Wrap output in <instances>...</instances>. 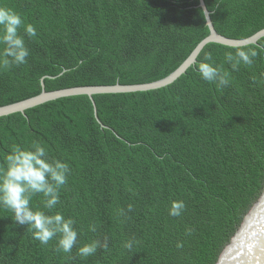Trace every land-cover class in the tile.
I'll return each instance as SVG.
<instances>
[{"label":"trees","instance_id":"obj_1","mask_svg":"<svg viewBox=\"0 0 264 264\" xmlns=\"http://www.w3.org/2000/svg\"><path fill=\"white\" fill-rule=\"evenodd\" d=\"M203 1L226 37L264 28V0ZM0 5L37 31L25 37L28 62L0 72V106L39 94L41 83L52 91L161 79L209 33L198 0ZM237 49L257 51L251 66L233 70L225 61ZM207 53L230 73L222 90L197 71ZM33 140L70 166L53 212L77 221V246L64 254L54 250L55 239L42 245L0 208V264H214L264 184V36L242 47L207 43L194 64L161 88L92 100L65 96L0 116V162L10 144ZM40 200L32 204L42 207ZM172 201L184 202L181 215H169ZM92 240L101 247L79 257L77 247ZM127 241H135L131 251Z\"/></svg>","mask_w":264,"mask_h":264},{"label":"clouds","instance_id":"obj_2","mask_svg":"<svg viewBox=\"0 0 264 264\" xmlns=\"http://www.w3.org/2000/svg\"><path fill=\"white\" fill-rule=\"evenodd\" d=\"M204 11L208 19V13ZM23 29V34H21ZM36 28L27 23L21 13L14 9L0 5V72L26 64L30 50L25 37L35 38ZM258 55L256 50L237 49L226 52L225 61L233 70H238L241 64L251 66L253 58ZM205 61L198 65L197 71L201 78L214 83L218 90L230 84V73L221 66H215L211 53L205 55ZM158 131V130H157ZM71 172L70 166L64 160L51 157L47 147L38 140L21 145L12 143L0 162V208L12 213L13 221L18 225L27 226L32 238L42 245H48L55 239L57 252L71 254L77 246V221L72 217H65L60 211L53 212L60 204V191L68 183ZM40 196V205L32 204L33 197ZM185 208L183 201H172L169 215L179 216ZM132 211V205H128ZM121 210V215H123ZM90 232H96V225L88 226ZM191 229H187L191 234ZM135 241H127L124 247L133 249ZM101 247L98 240H92L77 247V255L81 258L93 256ZM107 242L103 248L107 250ZM182 247V244H177Z\"/></svg>","mask_w":264,"mask_h":264},{"label":"water","instance_id":"obj_3","mask_svg":"<svg viewBox=\"0 0 264 264\" xmlns=\"http://www.w3.org/2000/svg\"><path fill=\"white\" fill-rule=\"evenodd\" d=\"M198 6L201 8L203 16H205L203 10H206L208 13V19L205 17V24L209 33L196 44L181 64L167 76L152 82L140 84L84 85L52 91H45L41 83L42 90L39 94L0 106V116L14 112L24 113L28 108L65 96L85 94L92 100L93 94L127 93L161 88L172 83L188 67L194 64L199 52L207 43L242 47L248 44H255L258 39L264 36V28H262L245 38L235 39L226 37L215 30L210 18V11L203 0H198ZM214 264H264V184L258 197L251 204L233 235L220 251L219 257Z\"/></svg>","mask_w":264,"mask_h":264}]
</instances>
